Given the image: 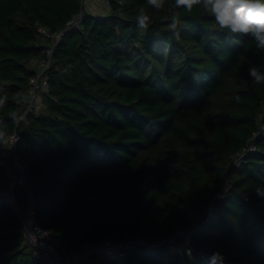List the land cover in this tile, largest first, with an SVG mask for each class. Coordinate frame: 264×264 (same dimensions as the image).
Masks as SVG:
<instances>
[{
	"label": "trees",
	"instance_id": "1",
	"mask_svg": "<svg viewBox=\"0 0 264 264\" xmlns=\"http://www.w3.org/2000/svg\"><path fill=\"white\" fill-rule=\"evenodd\" d=\"M144 5L84 13L82 29L54 47L40 110L17 122L28 65L47 43L39 28H62L80 0H0V120L18 133L36 220L62 249L143 242L94 254L92 264H212L214 253L223 264H264V198L255 193L264 185V85L247 74L248 62L264 70V56L200 8L180 10L179 38L162 19L168 10L139 29ZM10 159L0 148V162ZM173 235L189 254L171 251ZM0 264H44L5 197Z\"/></svg>",
	"mask_w": 264,
	"mask_h": 264
},
{
	"label": "built area",
	"instance_id": "2",
	"mask_svg": "<svg viewBox=\"0 0 264 264\" xmlns=\"http://www.w3.org/2000/svg\"><path fill=\"white\" fill-rule=\"evenodd\" d=\"M124 0H80V10L72 15L65 25L60 29L50 30L47 27H40V35L47 41L42 53L33 59L32 75L28 79V87L21 96L19 103L24 105L22 113L17 117V122L24 121L29 114L36 113L40 103V96L48 93V70L51 67V59L54 47L70 29H82V16L84 13L95 11L93 6L100 7L109 12L113 4L121 5ZM98 6V7H97ZM99 9V8H98ZM10 135L17 137L16 142L9 148L0 146L2 149L11 151L9 163L0 162L4 166V175L8 187L5 194L6 202L18 214L22 224V236L24 245L28 246L34 259L44 264H92L94 254H110L117 248H127L130 245L142 244L140 239L133 242L114 244L110 240L100 243H81L76 249H62L58 238L50 231L41 228L36 220L37 197L27 186L26 166L15 153L16 143L19 140L18 133L14 130ZM252 145H249V148ZM246 152L245 149H243ZM2 180L0 179V183ZM23 196L22 205H18V197ZM178 233L177 235H180ZM176 235L168 237L167 243L174 253L189 254L190 250L178 243H175Z\"/></svg>",
	"mask_w": 264,
	"mask_h": 264
},
{
	"label": "clouds",
	"instance_id": "3",
	"mask_svg": "<svg viewBox=\"0 0 264 264\" xmlns=\"http://www.w3.org/2000/svg\"><path fill=\"white\" fill-rule=\"evenodd\" d=\"M194 8H200L210 15L218 30L231 36L249 37L256 53L264 56V0H145V5L135 14L136 26L147 29L153 23L152 13L168 10L162 19L167 22L173 35L179 38L180 10L192 12ZM248 63V77L255 85H264V70ZM4 104L5 98L0 97V108ZM12 117L15 122L14 113ZM8 128V124L0 120V146L5 148L17 140L15 135L9 134ZM255 193L259 198H264V185H258ZM211 261L212 264H223V257L220 253H214Z\"/></svg>",
	"mask_w": 264,
	"mask_h": 264
},
{
	"label": "crops",
	"instance_id": "4",
	"mask_svg": "<svg viewBox=\"0 0 264 264\" xmlns=\"http://www.w3.org/2000/svg\"><path fill=\"white\" fill-rule=\"evenodd\" d=\"M98 7V6H97ZM92 8H94L95 10H97L98 13H107L106 11L102 10L100 7H98L96 9L95 6H93ZM31 64V69L33 68V60L30 62ZM8 187L7 184L5 182L0 184V199H2L3 197H5V194L7 193Z\"/></svg>",
	"mask_w": 264,
	"mask_h": 264
},
{
	"label": "rangeland",
	"instance_id": "5",
	"mask_svg": "<svg viewBox=\"0 0 264 264\" xmlns=\"http://www.w3.org/2000/svg\"><path fill=\"white\" fill-rule=\"evenodd\" d=\"M92 13H93V14H97V15H98V14H103V13H98L97 10L93 11ZM28 66L31 67V64L29 63ZM39 107H40V104H39L38 107H37V111L40 110Z\"/></svg>",
	"mask_w": 264,
	"mask_h": 264
}]
</instances>
